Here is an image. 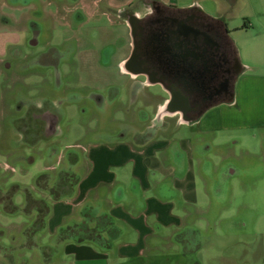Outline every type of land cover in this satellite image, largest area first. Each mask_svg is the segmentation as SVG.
<instances>
[{"label": "crops", "instance_id": "crops-1", "mask_svg": "<svg viewBox=\"0 0 264 264\" xmlns=\"http://www.w3.org/2000/svg\"><path fill=\"white\" fill-rule=\"evenodd\" d=\"M259 2L253 6L256 10L251 22L242 21L231 27L220 14L210 16L212 12L206 1L0 0L1 69L10 66L5 62V54L17 52L33 34L46 32L47 36H53L58 29L75 32L78 27H87L85 24L89 22V28H94L102 26V20L108 26L117 19L115 23L121 24L125 31V48L117 66L127 76V90H134V95L135 87L159 86L148 73L127 65L134 43L128 19L150 15L155 5L194 12L217 21L232 45L236 61L229 94L208 105L197 116L184 118L179 108H173L169 113L176 114L177 120L172 122L170 117L164 132L158 136L151 131V136L135 141L139 130L131 128L126 132L130 136L124 134L110 142L87 144L80 147L79 152L71 150L68 152L69 177L59 179V171L54 181L48 176L43 187L38 186L43 180L29 186L33 197L43 200L47 206L45 213L43 207H30L24 212V227L20 228L34 231L23 237L37 239L32 244L36 251L33 248L31 253L39 263L49 261L46 257L42 259L47 256L45 246L56 245L57 251L67 258L66 261L59 258L58 264H201V252L206 244L196 239L198 229L192 224L195 216L191 213L200 215L202 205V202L199 205L195 183L199 180L205 183L207 175L213 173L207 182V187L212 188L210 182L222 168L218 165V170L214 171L206 154L220 153L221 147L235 141L231 132L240 133L241 138L245 130L253 127H262L264 132V103L259 106L255 97L258 87H264V0ZM218 4L222 7V0L214 1V5ZM131 5L136 7L131 8ZM243 82L249 84L248 90H241ZM250 84L258 87L254 90ZM243 92H247L245 99ZM149 94L157 97V111L167 107L165 95ZM18 106L29 110L28 106ZM30 117L39 124L28 134L38 133L41 138H48L51 133H46L47 127L55 116L42 110ZM12 125L25 131L23 124L15 126L13 120ZM181 127H186L188 133L180 134ZM58 153L56 151L54 156ZM50 168L52 166L46 164L43 170ZM52 184L53 194L44 192L46 185ZM200 188L206 191L205 184ZM2 193L0 191V209L11 214L7 205L12 206L14 197L4 198ZM20 199L18 205L22 206L23 196ZM39 212L43 222L35 227L33 221ZM57 229H69L73 233L56 235ZM78 229H84L88 235L94 233L95 238L78 240L74 236ZM217 255L212 253L208 257L214 262L219 260ZM223 257L225 264L232 263L229 257Z\"/></svg>", "mask_w": 264, "mask_h": 264}, {"label": "rangeland", "instance_id": "rangeland-1", "mask_svg": "<svg viewBox=\"0 0 264 264\" xmlns=\"http://www.w3.org/2000/svg\"><path fill=\"white\" fill-rule=\"evenodd\" d=\"M196 1H206L210 16L220 14L231 27L242 21L251 22L256 10L253 6L260 3V0H222L221 7L214 5L215 0ZM116 20L108 26L102 20V26L94 28H89L90 22L83 23L87 27H78L75 32L58 29L53 36H47L46 32L33 34L17 52L5 54V62L10 66L0 68V191L4 198L14 197L11 201L14 204L11 214L0 209V264H58L59 258L67 260L56 245L45 246L47 256L42 259L46 257L49 261L39 263L32 256L35 249L32 244L37 239L23 237L34 231L20 229L24 227L23 209L27 206L25 202L18 205L24 190H16L15 185L29 189L32 183L44 180L38 185L43 187L48 176L51 181L58 176L69 177V151L79 152L87 144L110 142L124 134L130 136L126 132L131 128L139 130L135 141L151 136V131L158 136L169 119L177 120L176 114L169 113L167 108L157 111V97L149 93L164 95L160 86L135 87L134 95V90H127V76L117 66L125 48V31ZM250 87L255 90L258 85ZM240 88L248 90L249 84L243 82ZM257 92L258 96L252 95L262 106L264 87H258ZM246 95L243 92V99ZM95 96L99 99L95 100ZM20 104L29 110L23 106L19 109ZM42 110L55 116L53 130L45 139L38 133L28 134L39 124L30 115ZM13 120L15 126L25 125V131L13 127ZM179 131L188 133L186 127ZM244 132L243 138L240 133L231 132L235 141L221 147L220 153L206 154L214 171L218 165L222 166L210 182L212 188L207 187V182L213 173L207 175L205 183L201 180L195 183L202 205L200 215L191 213L195 216L192 224L198 229L196 239L206 244L201 264H225L223 256L229 257L231 264H264V132L262 127ZM56 151L60 153L55 157ZM46 164L52 168L43 170ZM204 184L206 191L200 188ZM45 189L44 192L53 194L51 186L46 185ZM46 209L42 211L45 213ZM66 233L71 231H56V235ZM212 253H218L219 260L212 262L208 257Z\"/></svg>", "mask_w": 264, "mask_h": 264}, {"label": "flooded vegetation", "instance_id": "flooded-vegetation-1", "mask_svg": "<svg viewBox=\"0 0 264 264\" xmlns=\"http://www.w3.org/2000/svg\"><path fill=\"white\" fill-rule=\"evenodd\" d=\"M131 28L127 65L160 84L168 111L179 108L184 118H193L229 94L236 61L216 21L155 5L150 15L133 18Z\"/></svg>", "mask_w": 264, "mask_h": 264}, {"label": "trees", "instance_id": "trees-1", "mask_svg": "<svg viewBox=\"0 0 264 264\" xmlns=\"http://www.w3.org/2000/svg\"><path fill=\"white\" fill-rule=\"evenodd\" d=\"M208 20H214V19H208ZM215 21V20H214ZM217 22V21H216ZM44 179V178H43ZM44 181V180H43ZM38 182H40V180L38 181ZM38 182H36L35 183V185L38 183ZM51 187L54 189V184H52L51 185ZM19 187L18 186H16L15 185V189L17 190ZM24 191H23V199H24V201L23 202H25V205L27 206L25 209H23L22 207H21V209H23L24 210V212H27L29 209H30V207H33V208H38V207H43V208H47L46 207V204L44 203V201L43 200H41V199H37V198H35V197H33V194H31L30 193V189H28V188H25V187H23L22 188ZM51 193H52V191H50ZM4 196V195H3ZM6 198H8V197H6ZM7 208H12V206H10V205H7ZM43 208H41V209H43ZM41 213L39 212V214L37 215V218L33 221V226H38V225H40V224H42V218H43V216H42V218H41ZM32 226V227H33ZM73 233V232H72ZM72 233H70V234H68V236H70ZM90 234L91 235H88V233L84 230V229H78V230H76V231H74V236L76 237V238H78V240H84V239H87V238H89V240L90 239H93V238H95V235H94V233H91L90 232Z\"/></svg>", "mask_w": 264, "mask_h": 264}, {"label": "water", "instance_id": "water-1", "mask_svg": "<svg viewBox=\"0 0 264 264\" xmlns=\"http://www.w3.org/2000/svg\"><path fill=\"white\" fill-rule=\"evenodd\" d=\"M133 19V17H129V22L131 23V20ZM54 120L55 119H53V121L50 123V125L47 127L48 129H47V134H50L51 132H52V130H53V127H54ZM50 128V129H49Z\"/></svg>", "mask_w": 264, "mask_h": 264}]
</instances>
